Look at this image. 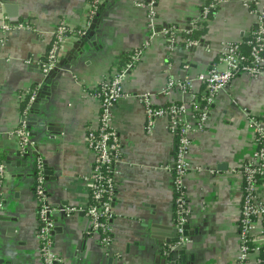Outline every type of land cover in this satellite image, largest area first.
<instances>
[{
	"label": "crops",
	"instance_id": "0c3cea01",
	"mask_svg": "<svg viewBox=\"0 0 264 264\" xmlns=\"http://www.w3.org/2000/svg\"><path fill=\"white\" fill-rule=\"evenodd\" d=\"M139 1L143 0H104L97 27L100 49H89L77 67L56 80L41 111L29 113L36 119L28 125L35 145L30 158L20 160L13 133L24 115L25 98L38 91L44 80L38 62L44 59L59 22L72 30L84 29L89 3L9 0L15 8L9 16L6 3L0 0V25L5 15L13 23L33 27L9 35L0 30V155L7 167L0 190V264H41L34 196L36 155L52 170L47 193L56 210L53 247L62 264H165L163 250L176 235L171 170L176 140L165 119L157 122L153 135L146 133L144 107L137 97L150 93L160 106L187 101L189 97L178 92L164 97L168 79L207 74L217 60L220 43L242 41L255 26L256 16L242 0H231L203 24L201 46L192 50L180 45L169 54L160 29L176 26L181 36L193 31L202 5L209 0H158L156 33L147 27L146 11L135 6ZM73 41H67L63 54L74 46ZM141 47L145 48L141 60L128 71L123 82L125 96L113 110L114 130L122 145L117 162L121 174L112 220L114 240L106 251L99 237L87 234L89 192L84 177L91 171L94 157L86 137L98 123L101 82L119 70L124 55ZM28 59L32 64L26 63ZM263 110L264 71L258 78L240 75L212 105L205 131L191 135L186 185L193 209L192 242L185 251L189 262L193 257L192 264L236 262L241 166L256 147L248 114Z\"/></svg>",
	"mask_w": 264,
	"mask_h": 264
},
{
	"label": "built area",
	"instance_id": "2783aa9c",
	"mask_svg": "<svg viewBox=\"0 0 264 264\" xmlns=\"http://www.w3.org/2000/svg\"><path fill=\"white\" fill-rule=\"evenodd\" d=\"M231 0H209L201 7L199 17L194 21V30L202 28L217 13L222 4ZM158 0H143L135 3L138 9L146 11L147 27L151 33L157 31ZM104 0H94L88 5L87 22L77 34L64 21L54 29V38L47 49L43 60L38 62L46 76L61 60L63 48L69 39L75 42L86 35L93 20L98 15L99 6ZM245 8L256 16V24L245 33L242 41L223 40L217 54V60L207 74L195 78L168 79L162 90L164 97L172 92L187 95L189 99L158 105L150 93L137 97L144 107L145 130L153 135L157 122L165 119L168 130L176 140L173 187L175 191L174 222L177 231L176 239L163 250L164 258H169L179 251L186 250L192 237L186 235V227L191 226L193 209L190 205L186 177L190 171L188 155L191 135L205 131L210 117L211 107L219 95L238 76L246 74L258 78L264 71V0H242ZM33 29L29 23H13L8 16H2L0 30L9 35L17 30ZM192 32V31H191ZM187 31L181 36L176 26L161 29V34L168 45L169 54L178 50L180 45L186 49L201 46V42L191 38ZM144 47L131 51V63L121 71L114 72L105 78L97 91L100 103V114L97 125L90 129L86 137V146L93 155L91 171L84 177L89 192V201L85 212L90 220L87 234L97 236L101 246L109 251L113 244L112 220L115 215L114 203L118 190V177L121 174L117 162L121 156L122 145L113 126V110L125 96L123 82L131 69L141 60ZM47 57V58H46ZM46 58V59H45ZM32 64V59L26 61ZM202 85V89L199 86ZM37 98V91L28 93L25 101L27 107L13 133L18 140L19 150L26 153L33 149L35 142L28 128L30 109ZM248 123L254 134L256 147L241 166L243 192L241 214L238 221L239 246L235 264H264V110L248 114ZM35 187L34 196L38 206L39 255L41 264H62L61 258L54 250V230L56 228V210L49 203L47 193V175L44 159L36 155L34 160ZM7 177L6 161L0 155V190ZM1 215V208H0Z\"/></svg>",
	"mask_w": 264,
	"mask_h": 264
},
{
	"label": "water",
	"instance_id": "95a60500",
	"mask_svg": "<svg viewBox=\"0 0 264 264\" xmlns=\"http://www.w3.org/2000/svg\"><path fill=\"white\" fill-rule=\"evenodd\" d=\"M3 1L6 3L5 8L9 16H13V14H11V11L15 10L14 6L9 2V0H3ZM100 18H101V14H98L96 18L93 20L87 34L80 36L79 39L75 41L74 46L67 53L63 54L62 52L61 60L59 61V63L46 76H44V80L39 86V89L37 91V98L30 109L31 114L35 110L39 112L41 111V105L46 101L48 97L51 96L52 91L56 86V82H57L56 80H59V78L63 73L69 72L71 71V68L77 67L78 60L80 58H83L89 49H95V50L100 49V46L98 45L97 42L98 41L97 27L99 26ZM35 120L36 119L32 118L31 116L28 117L29 124H31V122H36ZM41 124L45 125L46 123H41ZM17 156H18L17 158L20 160H27V158H30V150L24 154L19 152ZM45 164H46V175L48 178L52 176V170H50V168L48 167L47 162H45ZM186 229H187L186 235H190L191 234L190 226H187ZM175 234H176L175 235V239H176L177 237L176 230H175ZM167 243L169 244L171 243V241H167ZM193 261L194 259L192 257L191 261L189 262L187 260L186 251L182 250L179 251L177 254H173L168 259H166L165 264L167 262H168L167 264H192Z\"/></svg>",
	"mask_w": 264,
	"mask_h": 264
},
{
	"label": "trees",
	"instance_id": "16d2710c",
	"mask_svg": "<svg viewBox=\"0 0 264 264\" xmlns=\"http://www.w3.org/2000/svg\"><path fill=\"white\" fill-rule=\"evenodd\" d=\"M88 3L93 4V3H94V0H88ZM103 5H104V4H102V5L99 6L98 14H101V13H102V11H103V7H104ZM80 31H82V29H80V30L75 29L74 31L69 32V34H77V35H79V32H80ZM203 33H204V31H203L201 28H199V29H195V30H193V31L191 32V38L194 39V40L201 41V38H202ZM46 58H47V57H46ZM46 58H45V59H46ZM121 60H122V63H121V66L119 67V71L123 70L124 68H126V67L128 66V64L131 63V61H132V60H131V54L128 53V54L124 55V56L121 58ZM26 107H27V103H26V101H25V102L23 103V113H24Z\"/></svg>",
	"mask_w": 264,
	"mask_h": 264
}]
</instances>
